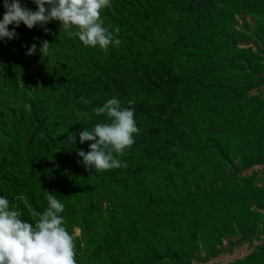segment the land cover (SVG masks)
I'll return each mask as SVG.
<instances>
[{
	"label": "rangeland",
	"instance_id": "rangeland-1",
	"mask_svg": "<svg viewBox=\"0 0 264 264\" xmlns=\"http://www.w3.org/2000/svg\"><path fill=\"white\" fill-rule=\"evenodd\" d=\"M102 18L122 41L107 53L55 20L8 26L0 196L34 223L54 192L77 264H264V0H112ZM111 98L140 132L127 168L97 172L79 132L110 122L93 109Z\"/></svg>",
	"mask_w": 264,
	"mask_h": 264
},
{
	"label": "clouds",
	"instance_id": "clouds-1",
	"mask_svg": "<svg viewBox=\"0 0 264 264\" xmlns=\"http://www.w3.org/2000/svg\"><path fill=\"white\" fill-rule=\"evenodd\" d=\"M36 5L33 11L20 3V0H3L4 14L0 19V40H12L18 36L15 27L23 23L31 29L36 25L44 27L50 21H58L59 32L68 38H78L85 47H99L108 52L109 47H118L122 41L117 38L119 27L105 26L103 10L112 6V0H32ZM9 25H15L9 30ZM37 39V38H34ZM47 40L40 42L41 57L52 56ZM32 44L26 55L36 52ZM79 103L90 104L81 96ZM96 115L105 114L110 122L97 123L92 130L84 128L79 132V141H94L89 151L77 152L82 157L86 169L107 171L127 168L117 157L134 143V134H139L132 108H122L116 98L108 99L103 106L93 109ZM84 118L91 117L87 112L80 113ZM72 144L75 136L68 134ZM115 154V155H114ZM54 193V192H53ZM44 190L47 207L42 212L31 211L34 223L22 219V212L0 196V264H77L76 242L66 226L62 215L65 204L57 195ZM77 234H79L77 232Z\"/></svg>",
	"mask_w": 264,
	"mask_h": 264
}]
</instances>
